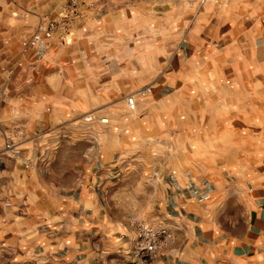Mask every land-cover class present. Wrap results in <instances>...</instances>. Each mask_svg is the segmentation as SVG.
Returning <instances> with one entry per match:
<instances>
[{
    "label": "crops",
    "instance_id": "crops-1",
    "mask_svg": "<svg viewBox=\"0 0 264 264\" xmlns=\"http://www.w3.org/2000/svg\"><path fill=\"white\" fill-rule=\"evenodd\" d=\"M71 1L19 0L16 4L19 10L34 11L16 22L28 27L30 34L20 41L25 49L13 51L12 62L5 66L3 60L0 66L15 73L23 64L30 80L32 75H43L38 84L45 93L37 94L34 81L19 99L33 104L49 100L59 105L104 106L115 96L111 88L91 86L83 76L109 72L93 65L98 45L124 36L120 27H132L134 18L148 25L149 17H182L181 22L190 25L197 17V0H187L183 13L180 0H73L78 12L63 29L60 22ZM260 6L264 4L256 8ZM42 10L50 12L37 19V11ZM51 21L58 25L49 29ZM168 40L192 39L178 33ZM261 41L258 37L256 44ZM182 47L177 52L185 57ZM76 74L80 78L71 76ZM3 100V105L22 102H16V97ZM104 109L98 112L106 113L92 121L100 129L81 135L66 131L72 138L84 136L81 144L33 145L28 131L27 142L12 155H6L0 145V264H122L136 237V218L166 224L173 233L153 264H264V143L259 137L251 150L252 162H238L231 175L197 172L193 155L213 153L215 143L198 140L195 131L189 136L179 131L170 134L174 141L167 147H148L157 154L156 163L135 162L140 147L126 142L134 115ZM105 116L108 122L102 123L99 117ZM73 119L66 116L53 124ZM114 131L112 144L108 138ZM224 146L228 148L229 142ZM238 148L236 152H244ZM134 170H140L139 176L132 179ZM133 191L151 196L141 209L134 204ZM149 201L154 206L148 207Z\"/></svg>",
    "mask_w": 264,
    "mask_h": 264
},
{
    "label": "rangeland",
    "instance_id": "rangeland-1",
    "mask_svg": "<svg viewBox=\"0 0 264 264\" xmlns=\"http://www.w3.org/2000/svg\"><path fill=\"white\" fill-rule=\"evenodd\" d=\"M12 1L0 3V50H4L0 52V61L4 60L5 66L14 59L13 51L25 49L20 41L30 34L28 27L16 24L17 19L34 14V11L16 8L19 0ZM260 3L264 4V0H197V17L190 25L183 24L182 17L174 20L166 16L164 19L149 17L148 25L134 18L132 27H120L124 36L118 35L116 41L98 45L100 52L91 59L93 65L109 72L83 75L86 83L95 87L107 85L115 95L101 107L59 105L49 100L45 104H33L31 100H21L19 97L29 92L28 84L35 81L37 85L43 75H32L30 80L23 64L15 73L7 67L3 71L0 66V121H4V126H0L1 147L8 152L6 155L13 154V150L5 149L9 136L14 138V148L25 144L27 136L31 137V144L38 146L81 144L86 141L84 136L72 138L66 131L79 132V135L93 133L101 127L94 128L96 124L86 121L85 117L91 113L98 117L106 113L98 110L108 108L115 114L134 115L133 129L126 137L127 144L133 141L140 147L133 161L156 163L157 154L149 152L148 147H167L174 141L169 138L170 134L179 131L182 136H189L195 131L198 140L205 143L211 139L215 143L213 153L193 155L197 172L235 173L233 167L238 162H252L251 150L256 146L257 137L261 145L264 143V7L256 8ZM187 5V0H180V12H185ZM37 12L36 18L40 19L50 11ZM178 33L192 40H168ZM258 37L262 41L256 44ZM260 44L262 50L258 49ZM180 45L186 50L185 57L177 52ZM71 76L80 78V74ZM177 83L179 88L175 86ZM18 86L21 89H14ZM39 88L38 84V95L43 91ZM11 97H16V102L22 101L21 104H2L4 98ZM66 116L74 118L73 121L53 124ZM125 124L131 122L125 120ZM28 131L31 135L26 134ZM116 133L108 138L112 144ZM226 142H229L228 148L224 146ZM238 146L243 153L236 152ZM138 171H132V179L139 176ZM133 198L136 207L141 209L151 196L144 197L133 191ZM151 204L149 201L148 207Z\"/></svg>",
    "mask_w": 264,
    "mask_h": 264
},
{
    "label": "built area",
    "instance_id": "built-area-1",
    "mask_svg": "<svg viewBox=\"0 0 264 264\" xmlns=\"http://www.w3.org/2000/svg\"><path fill=\"white\" fill-rule=\"evenodd\" d=\"M78 12V5L76 1H71L67 13L63 15L60 22L61 28L65 29L69 26L74 15ZM58 24L56 21H51L48 28L52 29ZM129 102L132 104V99ZM97 116L91 113L85 117L88 122L96 119ZM102 123L108 122V118L99 117ZM14 138L9 136L5 145L6 150H14ZM136 229V237L132 248L128 251L126 259L122 264H153L157 254L165 250L173 239L171 229L163 223H150L145 220H137L134 223Z\"/></svg>",
    "mask_w": 264,
    "mask_h": 264
}]
</instances>
